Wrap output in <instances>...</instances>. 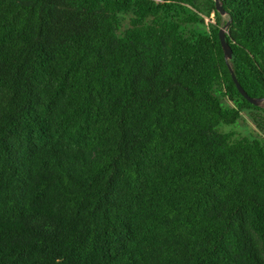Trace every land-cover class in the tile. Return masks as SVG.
Masks as SVG:
<instances>
[{
	"label": "trees",
	"instance_id": "1",
	"mask_svg": "<svg viewBox=\"0 0 264 264\" xmlns=\"http://www.w3.org/2000/svg\"><path fill=\"white\" fill-rule=\"evenodd\" d=\"M219 1L0 0V264H264V0Z\"/></svg>",
	"mask_w": 264,
	"mask_h": 264
},
{
	"label": "rangeland",
	"instance_id": "2",
	"mask_svg": "<svg viewBox=\"0 0 264 264\" xmlns=\"http://www.w3.org/2000/svg\"><path fill=\"white\" fill-rule=\"evenodd\" d=\"M213 17V16H212ZM225 19V17H224ZM123 29L129 26L130 16H122ZM227 103V101H225ZM218 131L222 133L234 132L236 139H241L244 137L249 138H260L261 133L256 128L252 121L251 115L248 111L242 113V118L235 124L227 125L221 124L218 127Z\"/></svg>",
	"mask_w": 264,
	"mask_h": 264
},
{
	"label": "water",
	"instance_id": "3",
	"mask_svg": "<svg viewBox=\"0 0 264 264\" xmlns=\"http://www.w3.org/2000/svg\"><path fill=\"white\" fill-rule=\"evenodd\" d=\"M215 1V6H216V10L217 12H219L222 16H225L226 13L220 3L219 0H214ZM229 23H227L223 28L220 29L219 32V37H220V42L222 45V49L224 52V57L226 61H230L232 58V50L229 46V44L226 42L225 40V35H226V28L228 27ZM233 81L237 86L238 91L240 92V94L252 105L254 106H259V107H264V100L263 99H254L251 98L247 95V93L242 89V87L240 86V84L237 82L235 76L233 75Z\"/></svg>",
	"mask_w": 264,
	"mask_h": 264
}]
</instances>
